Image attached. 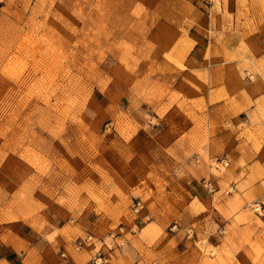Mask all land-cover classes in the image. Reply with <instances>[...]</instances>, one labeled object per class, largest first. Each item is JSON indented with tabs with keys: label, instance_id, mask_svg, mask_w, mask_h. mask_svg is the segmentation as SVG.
<instances>
[{
	"label": "rangeland",
	"instance_id": "rangeland-1",
	"mask_svg": "<svg viewBox=\"0 0 264 264\" xmlns=\"http://www.w3.org/2000/svg\"><path fill=\"white\" fill-rule=\"evenodd\" d=\"M263 38L264 0H0V264H264Z\"/></svg>",
	"mask_w": 264,
	"mask_h": 264
},
{
	"label": "built area",
	"instance_id": "built-area-1",
	"mask_svg": "<svg viewBox=\"0 0 264 264\" xmlns=\"http://www.w3.org/2000/svg\"><path fill=\"white\" fill-rule=\"evenodd\" d=\"M263 44H264V38H263ZM218 164H220L221 167H224V168L229 167V162L226 160H221ZM205 186H206V188H208L209 192L213 191V189L210 187V185L205 183ZM231 190L226 191V194H230ZM89 240H90V238L87 239L88 242H89ZM76 244L77 245L75 247L77 250H79L81 248L82 242H78ZM93 263L94 264H111V261H110V258L99 256L98 258H95L93 260Z\"/></svg>",
	"mask_w": 264,
	"mask_h": 264
}]
</instances>
